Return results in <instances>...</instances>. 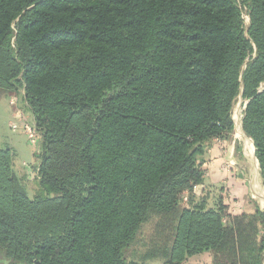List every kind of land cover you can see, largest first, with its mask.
<instances>
[{
    "label": "trees",
    "instance_id": "1",
    "mask_svg": "<svg viewBox=\"0 0 264 264\" xmlns=\"http://www.w3.org/2000/svg\"><path fill=\"white\" fill-rule=\"evenodd\" d=\"M0 83L42 135L32 197L0 149L7 260L263 264L264 213L210 207L198 159L240 97L264 189V0H0ZM155 218L163 247L126 257Z\"/></svg>",
    "mask_w": 264,
    "mask_h": 264
},
{
    "label": "rangeland",
    "instance_id": "2",
    "mask_svg": "<svg viewBox=\"0 0 264 264\" xmlns=\"http://www.w3.org/2000/svg\"><path fill=\"white\" fill-rule=\"evenodd\" d=\"M243 20L244 29H246V26L248 25L246 14L243 15ZM244 104V100L238 97L232 109V118H235V120L237 121L242 119ZM11 126H15V130H13ZM237 127V131L235 132L241 135V129L238 124ZM26 128L30 129L31 135L33 136L32 139H29V134L26 132ZM232 133L234 134V132ZM249 141L250 140L246 137L245 139H242L240 137L239 142L241 144L240 148L243 154V159H240L239 162H241L240 166L243 167L246 166L247 160V164L249 165L251 170H253L255 169V165L257 166V162L254 156L253 144L251 141ZM41 145L42 135L36 128L34 119L28 110L27 104L24 100L23 90H13L10 85L0 83V149H7L10 152L12 157L13 172L20 184H22V186L26 190L29 197H32V193L27 182L35 180L39 175V166L41 162ZM241 179L243 181H246V179ZM258 191L260 193L255 194L256 192L258 193ZM256 192H252L251 194L249 193L247 197L244 196L242 198L243 205L245 206L246 202H248L249 200L253 202L256 207H258V211L264 213V211H262L263 209L260 208L261 205L263 207L261 200H264V189L262 187V184H257ZM222 194H224L223 199L226 201L225 204L228 208L229 215L235 216L244 214L243 210L240 209L242 201H240L239 199H235V196H230L228 190L222 192ZM209 198V204L211 205L210 207H215V204L217 203L219 198L218 195L214 194V196H211ZM232 204L235 205L234 208ZM236 204L240 206L239 211L237 212H235ZM175 206L177 210H181L183 208L182 206ZM156 222L158 221L155 218V220L153 219L152 222L145 224L141 228L140 232L136 236L134 244L130 249L125 251L126 257H129L133 250L139 253H143L148 249L163 247L168 234L166 233L167 235L165 236V231L163 232L162 230H160L158 231V233L156 232L157 235L155 236L154 228ZM161 222H164V220L162 219ZM261 230V233H263L264 229L262 228ZM216 259L217 257H215L212 252H207L206 255L192 257L189 261H186L183 264H217ZM262 261L264 264V252L262 254ZM0 264L17 263H13L10 260H7L0 252Z\"/></svg>",
    "mask_w": 264,
    "mask_h": 264
},
{
    "label": "crops",
    "instance_id": "3",
    "mask_svg": "<svg viewBox=\"0 0 264 264\" xmlns=\"http://www.w3.org/2000/svg\"><path fill=\"white\" fill-rule=\"evenodd\" d=\"M235 131L237 130L234 128L232 131L234 134L231 133L230 135L228 134L226 138L209 142L205 154L198 159V164L202 172V189L204 194L208 195V197L217 194L219 198L223 199L224 194H222V192L228 190L230 196H235V199L242 201L244 196L247 197L249 193L256 192L258 183L261 184L258 174V165H255V169L251 170L246 160V166H240L241 162H239V160L243 159V154L241 152L239 140L240 137L245 139V135L241 130V135ZM241 178L246 179V181H243ZM259 193L258 191V193L256 192L255 194ZM223 202L225 203L226 201L223 199ZM261 202L263 207L261 205L260 208L264 211V200L262 199ZM241 203V208L236 204L235 212L239 211V208L247 215H253L257 211L258 207H256L253 202L248 200L245 206L243 205V201ZM232 205L234 208L235 205ZM206 254L207 253H203L200 256ZM189 260L190 259L187 261Z\"/></svg>",
    "mask_w": 264,
    "mask_h": 264
},
{
    "label": "built area",
    "instance_id": "4",
    "mask_svg": "<svg viewBox=\"0 0 264 264\" xmlns=\"http://www.w3.org/2000/svg\"><path fill=\"white\" fill-rule=\"evenodd\" d=\"M248 21V20H247ZM244 106H245V104H244ZM243 111H244V109H243ZM232 121H233V125H234V128L236 129V127H237V124L239 125V127H240V129H241V120H239V121H237V120H235V118H232ZM11 128L13 129V130H15V126H11ZM26 132L29 134V139H32L33 138V136L31 135V132H30V129L29 128H26ZM194 189H196V187H193V190ZM186 199L184 198V201H185Z\"/></svg>",
    "mask_w": 264,
    "mask_h": 264
},
{
    "label": "bare ground",
    "instance_id": "5",
    "mask_svg": "<svg viewBox=\"0 0 264 264\" xmlns=\"http://www.w3.org/2000/svg\"><path fill=\"white\" fill-rule=\"evenodd\" d=\"M238 128V127H237ZM257 168V167H256Z\"/></svg>",
    "mask_w": 264,
    "mask_h": 264
}]
</instances>
